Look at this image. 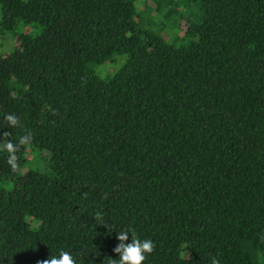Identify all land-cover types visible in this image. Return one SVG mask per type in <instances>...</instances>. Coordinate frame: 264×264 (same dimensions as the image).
I'll return each instance as SVG.
<instances>
[{
  "label": "trees",
  "instance_id": "16d2710c",
  "mask_svg": "<svg viewBox=\"0 0 264 264\" xmlns=\"http://www.w3.org/2000/svg\"><path fill=\"white\" fill-rule=\"evenodd\" d=\"M6 31L0 136L34 139L0 152V264H108L124 229L144 264H264V0H0Z\"/></svg>",
  "mask_w": 264,
  "mask_h": 264
},
{
  "label": "clouds",
  "instance_id": "9594fccd",
  "mask_svg": "<svg viewBox=\"0 0 264 264\" xmlns=\"http://www.w3.org/2000/svg\"><path fill=\"white\" fill-rule=\"evenodd\" d=\"M55 115V112H53ZM6 127L17 128L23 127L20 118L13 114H6L4 117ZM25 134L18 137L14 142L8 139L11 132H3L0 136V152L7 153V164L13 173H20L21 167L19 164L18 153L22 147L33 142V133L31 130L24 129ZM97 218L100 214L97 213ZM107 226V223H103ZM131 234V242H126ZM119 243L114 247L113 251L118 254L116 258H110L108 264H144L147 256L155 250V243L151 239H139L133 229H124L117 233ZM37 264H77L75 258L68 251L61 250L59 255H51L48 259L40 260ZM211 264H219V260L213 259Z\"/></svg>",
  "mask_w": 264,
  "mask_h": 264
},
{
  "label": "rangeland",
  "instance_id": "374dc122",
  "mask_svg": "<svg viewBox=\"0 0 264 264\" xmlns=\"http://www.w3.org/2000/svg\"><path fill=\"white\" fill-rule=\"evenodd\" d=\"M149 15H150V19L154 20V21H160L162 15L161 13H159L158 11L154 10V11H150L149 12ZM187 27V22H186V19H181L177 25L176 28H174V30H172V33H175V32H180V33H183V29H185ZM22 28H18V33L21 31ZM27 29V28H26ZM25 29V30H26ZM15 34L11 31H6V32H0V51L1 52H5V51H12L15 47V40L13 38ZM116 68V65L115 64H109V66L107 67H102L101 68V72L102 73H106V72H113ZM28 158L31 162H33L34 166L33 167H38L39 165L37 164V160H36V155L34 152H29L28 154ZM42 165V164H41ZM41 165L39 167H41Z\"/></svg>",
  "mask_w": 264,
  "mask_h": 264
}]
</instances>
